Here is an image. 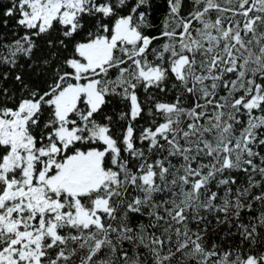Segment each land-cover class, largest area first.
Here are the masks:
<instances>
[{
    "label": "snow or ice",
    "instance_id": "6c2138e0",
    "mask_svg": "<svg viewBox=\"0 0 264 264\" xmlns=\"http://www.w3.org/2000/svg\"><path fill=\"white\" fill-rule=\"evenodd\" d=\"M0 264H264V0H0Z\"/></svg>",
    "mask_w": 264,
    "mask_h": 264
}]
</instances>
